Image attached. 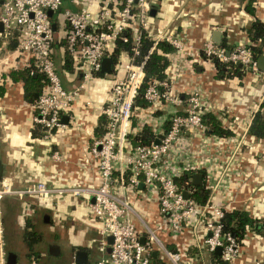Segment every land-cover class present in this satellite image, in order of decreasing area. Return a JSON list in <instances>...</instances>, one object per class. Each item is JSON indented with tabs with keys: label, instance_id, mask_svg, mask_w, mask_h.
I'll use <instances>...</instances> for the list:
<instances>
[{
	"label": "built area",
	"instance_id": "built-area-1",
	"mask_svg": "<svg viewBox=\"0 0 264 264\" xmlns=\"http://www.w3.org/2000/svg\"><path fill=\"white\" fill-rule=\"evenodd\" d=\"M151 1L0 0V34L4 38L15 36L16 50L25 54L26 59L32 57L34 70L45 77L46 89L31 103L30 115L32 124L43 127V138H49L53 129L65 125L60 117L68 113L73 103L81 99L90 102L87 98L91 91L89 85L106 74H97L100 59L107 55L116 37L126 39L121 31L127 27L134 30L131 35L135 43L134 52H137L141 29L146 30L153 39L147 52L153 49L157 40H164L172 46V50L166 53L169 62L164 68L165 76L149 81L143 91L144 98L151 105H186L183 113L168 115L166 128L157 124L151 114L139 117V125L132 126V100L144 75L143 61L134 63L127 56L118 59L113 69L119 74L111 83L106 101L98 107L106 118V129L101 135L93 137L88 146L96 158L98 183L52 188L44 181L37 180L24 189L11 190L9 178L1 176L0 196L10 191L18 194L28 192L41 200L52 192L69 193L85 200L93 196V200L88 201V207L90 217L96 223L94 247L99 254L92 264H149L152 251L166 264H189V257L181 253L183 248H168L158 238V227L171 237L185 236L188 232L199 236L196 238L198 245L205 247L207 252L220 246L219 261L211 263L208 260L203 264H230L238 255L240 244L229 232H221L220 218L224 208L234 201L232 191L227 188L216 190L217 183L209 181L210 165L203 161L208 148L190 146L185 136L187 130L200 136L207 134L201 120L202 113L209 106L206 93L202 88L192 86L186 96H181L172 90V78L179 76L184 67L191 66L178 63L186 60L188 55L194 56L197 50L206 60L215 57L223 62L238 63L250 72L259 69L257 59L245 44L224 49L213 40L206 39L196 50L179 32L171 29L152 31L148 19ZM48 9L51 10L50 16L46 12ZM54 13L56 19L52 18ZM51 21L55 23L54 30L50 26ZM61 36L67 52L74 56L75 70L79 73V79L69 87L62 85L53 58L52 41ZM82 94L85 96L82 97ZM143 123L155 131L153 139L147 144L130 145L127 133L136 132ZM188 153L193 156L185 162ZM50 156L56 160L62 158L55 150ZM233 158L231 154L226 158L223 170L231 171L235 161ZM184 168L204 170L206 186L210 190L204 202L198 203L189 196L184 197L177 187L173 177ZM140 182L141 188L138 185ZM115 186L129 188L138 198L155 201L158 214L156 225L135 221L129 214L127 202L114 196ZM260 187L264 191V185ZM107 235L112 237L110 243H107ZM1 244L0 241L2 264ZM107 246L109 251H106ZM250 264H264V256L254 258Z\"/></svg>",
	"mask_w": 264,
	"mask_h": 264
},
{
	"label": "crops",
	"instance_id": "crops-1",
	"mask_svg": "<svg viewBox=\"0 0 264 264\" xmlns=\"http://www.w3.org/2000/svg\"><path fill=\"white\" fill-rule=\"evenodd\" d=\"M245 2L246 0H152L153 13H149L148 19L152 31L171 29L179 32L196 50L203 41L211 39L213 29L219 31V39L224 37L233 47L246 42L244 27L252 17H264V0H252V14L245 10ZM15 39V36L4 38L0 34V83L4 86L0 95V159L3 162V176L8 177L10 186L18 190L37 180L44 181L52 188L96 185V158L88 146L93 137L99 136L94 131L100 124L97 120L100 114L98 107L106 101L111 83L119 72L111 71L92 81L89 85L91 91L87 95L90 102L86 103L81 99L73 103L66 113L65 125L53 129L49 138L32 136V106L22 97L21 81H13L9 74L10 70L22 67L27 62L25 54L16 50ZM195 53L178 63L191 66L184 67L179 76L172 78V90L180 94L187 92L192 86L202 88L206 93L208 109L216 112L221 122L233 130L232 134L225 137L210 133L200 136L188 130L185 131V136L190 146L202 145L208 148L203 161L210 165L209 181L217 183L216 190L230 189L234 197L231 205L246 208L257 219L256 222L260 223L258 228L246 231L239 253L230 263L250 264L254 258L264 256V192L260 189L264 180V139L247 132L251 114L264 95V70L248 71L240 78H216L211 61L203 58L199 50ZM61 56V47L53 45L57 72L62 85L69 87L79 79V73L75 69L64 70ZM125 58V53L121 52L119 60ZM179 105L168 107L175 108ZM134 114V127L139 125V117L146 114H151L160 124L159 116L146 107L135 110ZM54 150L61 155L60 160L50 156ZM230 154L234 156V167L232 165L231 171H226L222 166ZM190 156L193 154L186 155L185 162L191 160ZM199 172L204 181V170ZM113 194L117 199L127 202L129 214L139 224L145 222L151 226L156 225L158 214L155 201L138 198L129 188L121 186H115ZM3 195L0 203L4 217L1 219L5 234L9 237L7 243H12L14 248H10L16 254L13 264H42L40 260L37 261V257H43L47 251L58 255L65 249H68L69 264H75L72 253L78 248L87 251V264L95 261L99 252L94 247L97 232L96 223L90 217L89 198L85 200L81 196L55 192L45 200L37 199L28 192H17L15 196ZM32 201L38 203L40 212L32 211ZM13 223H18L21 228H16L11 233ZM29 223L36 230V233L31 234L33 239L30 240ZM42 225L47 227L43 228ZM156 233L163 242L174 241L177 248L181 247L185 252L195 245L199 246V236L195 237L189 232L185 236L171 237L158 227ZM28 241L31 242V249L26 245ZM49 245H56V250L50 252Z\"/></svg>",
	"mask_w": 264,
	"mask_h": 264
},
{
	"label": "trees",
	"instance_id": "trees-1",
	"mask_svg": "<svg viewBox=\"0 0 264 264\" xmlns=\"http://www.w3.org/2000/svg\"><path fill=\"white\" fill-rule=\"evenodd\" d=\"M244 8L247 12L253 13L252 0H246L244 3ZM134 32L133 29L127 27L121 31L122 35L126 36L125 40L116 37L111 45L110 50L107 55L112 58L111 71H114L113 64L119 59V54L124 52L125 55L132 60L134 63L142 62V69L144 72L143 78L136 89L135 95L132 100V109L137 110L139 108L148 107L151 113L155 112L160 118V124H157L163 128L167 127L168 115L173 112L183 113L185 110V104L182 103L179 106L168 107L164 104L151 105L143 96V91L149 81L153 79H161L165 76L164 68L168 64L169 60L166 55L172 50V46L164 41L157 40L153 49L149 52L148 49L151 46L153 39L150 34L144 30H140L138 43L136 45L137 52L133 51V46H135L133 40H131V35ZM244 33L246 35V42L244 44L249 47L252 56L257 59L258 55L263 54L264 46V17H252L248 24L244 27ZM217 45L223 47L224 49H230L232 44L227 43L224 37H221L217 42ZM53 45H59L62 49L61 65L64 70L73 71L75 69L74 56L70 55L65 47L63 36L58 37L56 40L52 41ZM146 57L144 58V56ZM200 55L204 58L205 56L200 52ZM27 65H23L17 69L10 70V78L13 81L20 80L23 87L22 97L28 103H33L37 95L46 89L44 85L46 83L45 77L34 70L32 65V57L26 59ZM211 63L214 67V77L216 78H228V77H242L248 70L238 63L223 62L215 57L210 58ZM99 76L103 75L101 71H98ZM4 91V86L0 83V95ZM181 96H186V92H181ZM165 107V108H164ZM133 117L130 118L131 125L133 124ZM97 120L100 124L94 129L96 134L101 135L105 131V116L100 113ZM201 120L205 124V133L215 134L217 136H228L233 133V130L223 124L220 117L217 116L216 112L211 109H206L202 115ZM103 127H102V126ZM43 127L39 124H32L31 135L41 136ZM247 132L250 135L264 139V95L257 107L250 117V122L247 127ZM155 131L150 127V125L143 123L139 129L134 133H127V138L130 145L135 144H147L154 137ZM194 171H201V169L184 168L177 175H174L173 180L177 184L180 190H187L188 196L198 203L204 202L210 193L209 188L206 186L205 180L200 184H194L190 180V176ZM35 183V182H34ZM38 199V198H37ZM257 219L252 216L246 208L242 206L229 205L223 210V215L220 218L221 222V232H229L234 237L238 244H241L242 238L248 229H254V225ZM31 243V242H30ZM29 245V241L26 243ZM165 245L168 248L177 249V244L174 241H165ZM29 249L30 245L28 246ZM183 255L189 257V264H203L205 261H210L211 263L219 261V255L214 250L207 252L205 247L193 246L189 248L188 251L181 252ZM149 264H166L158 254L154 256L150 255Z\"/></svg>",
	"mask_w": 264,
	"mask_h": 264
},
{
	"label": "water",
	"instance_id": "water-1",
	"mask_svg": "<svg viewBox=\"0 0 264 264\" xmlns=\"http://www.w3.org/2000/svg\"><path fill=\"white\" fill-rule=\"evenodd\" d=\"M46 12L49 16L51 15L50 9H48ZM149 13L150 14L153 13V7H150ZM50 26H51L52 30H54V27H55L54 21L50 22ZM1 29H2V25L0 22V30ZM211 39L215 42L219 40V31L217 29L211 30ZM256 61H257V67L260 70H264V54L258 55ZM111 65H112V58L108 55L102 56V58L100 59V71L105 72V73L110 72ZM66 119H67V114H62L60 117V120L62 122H65ZM156 141H157V138L154 140V142H156ZM1 176H3V162L0 159V177ZM190 180L194 184L202 183V173L199 171L192 172V174L190 176ZM138 185L141 186L142 185L141 182ZM181 193L184 197L188 196L187 190H182ZM89 200L92 201L93 196H90ZM259 225H260V223L256 222L254 227L258 228ZM106 240H107V243H110L112 241L111 235H107ZM140 240L142 241V238H140ZM1 245H3V244H1ZM2 248H3V246H2ZM4 249L2 250V255L4 257L5 264H13L15 261V255H16L15 252L12 251V249H10V248L9 249L4 248ZM48 250L50 252H54L56 250V245H49ZM106 251H109L108 246L106 247ZM214 251L219 253L220 252V246H216L214 248ZM151 255L154 256L155 251H152ZM72 257H73V262H75L76 264H87V251L82 249V248L75 249L72 253Z\"/></svg>",
	"mask_w": 264,
	"mask_h": 264
},
{
	"label": "rangeland",
	"instance_id": "rangeland-1",
	"mask_svg": "<svg viewBox=\"0 0 264 264\" xmlns=\"http://www.w3.org/2000/svg\"><path fill=\"white\" fill-rule=\"evenodd\" d=\"M56 16V14L54 13L53 15H52V18H54ZM11 175V174H10ZM261 185H264V180L261 182ZM12 189H14V190H18L17 188H12L11 187V190ZM264 192V191H263ZM5 194H11V196H15L16 194H17V192L15 191H10V192H8V193H5ZM2 196H4L3 194L0 196V201H1V198H2ZM32 203H33V201H32ZM35 203V204H34ZM33 203V206L31 207V209H33L32 211L34 212H40V207L37 205L38 203L37 202H34ZM2 217H4V214H3V212H2V207H1V203H0V241L2 242V244L3 245H1V251L4 249V248H6V249H9L10 247H12V243L11 244H8L7 242H8V235L6 236V232H5V230L3 229V224H2ZM10 217V216H9ZM11 217H13V215L11 214ZM29 220V219H28ZM67 223H68V221H66ZM65 222V223H66ZM14 224V226H11V233L12 232H14L15 230H16V228H17V230L19 229V228H21L20 227V225H18V223H13ZM31 226H29L30 228H31V233H30V235L28 236V238H29V240H30V238H32L31 237V234H33V233H36V230L32 227V224L31 223H29ZM43 226V228H46L47 227V225H42ZM23 228L24 229H26L25 228V226H23ZM56 228L59 230V227H58V225L56 226ZM65 231H66V228L64 229ZM64 230H62V231H64ZM5 234V236H3L4 234ZM62 233H64V232H62ZM63 237H66L65 236V234H63ZM33 239V238H32ZM13 240H14V238H13ZM62 240V239H61ZM30 242V241H29ZM2 246H3V248H2ZM12 248H14V247H12ZM11 249V248H10ZM5 250V249H4ZM96 255H97V253H96ZM37 256V255H36ZM2 257H3V255H2ZM33 257V256H32ZM96 257V256H95ZM69 253H68V249H65V251L63 252V251H60L59 253H58V255H54V254H49V252L47 251V254H45L43 257H40V258H38L37 257V261H39L40 260V263H42V264H69ZM90 258H91V252L89 253V260H90ZM24 260H25V258H24ZM27 260V259H26ZM32 260H33V258H32ZM94 260V259H93ZM2 264H5V262H4V257H3V261H2ZM29 264V263H28Z\"/></svg>",
	"mask_w": 264,
	"mask_h": 264
},
{
	"label": "bare ground",
	"instance_id": "bare-ground-1",
	"mask_svg": "<svg viewBox=\"0 0 264 264\" xmlns=\"http://www.w3.org/2000/svg\"><path fill=\"white\" fill-rule=\"evenodd\" d=\"M0 264H1V262H0Z\"/></svg>",
	"mask_w": 264,
	"mask_h": 264
},
{
	"label": "flooded vegetation",
	"instance_id": "flooded-vegetation-1",
	"mask_svg": "<svg viewBox=\"0 0 264 264\" xmlns=\"http://www.w3.org/2000/svg\"><path fill=\"white\" fill-rule=\"evenodd\" d=\"M27 238V237H26Z\"/></svg>",
	"mask_w": 264,
	"mask_h": 264
}]
</instances>
